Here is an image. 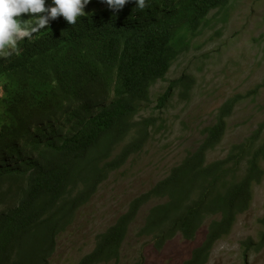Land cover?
Wrapping results in <instances>:
<instances>
[{
  "label": "trees",
  "instance_id": "trees-1",
  "mask_svg": "<svg viewBox=\"0 0 264 264\" xmlns=\"http://www.w3.org/2000/svg\"><path fill=\"white\" fill-rule=\"evenodd\" d=\"M233 1L146 0L142 11L134 2L113 11L91 0L75 25L51 20L0 58V264H51L79 210L149 141L156 119L141 114L153 86L189 52L210 15ZM193 84L185 73L171 80L155 108L164 109L177 88L187 96ZM244 98L227 99L200 144L95 235L93 250L75 264H122L130 236L161 251L178 234L194 241L208 222L204 241L183 263L207 264L264 178V124L223 158L207 161ZM244 244L245 251L258 250L264 232ZM144 263L139 253L127 264Z\"/></svg>",
  "mask_w": 264,
  "mask_h": 264
},
{
  "label": "rangeland",
  "instance_id": "rangeland-1",
  "mask_svg": "<svg viewBox=\"0 0 264 264\" xmlns=\"http://www.w3.org/2000/svg\"><path fill=\"white\" fill-rule=\"evenodd\" d=\"M183 73L194 80L189 94L177 88L166 107L156 109V98ZM234 95L245 98L228 119L225 137L209 152L208 162L223 158L231 144L242 142L264 124V0H235L226 12L210 15L189 52L173 63L165 81L151 89L152 103L141 117L153 116L156 125L143 151L103 182L92 201L79 210L73 225L59 238L51 264H75L91 252L95 235L110 227L135 197L148 191L200 144L204 127L213 124L219 107ZM263 219L264 178L253 187L250 209L215 244L207 264H264V244L248 251L244 244L257 243L264 232ZM141 223L139 216L132 230ZM207 223L194 241L178 234L161 251L150 244L131 247L127 239L123 260L135 262L142 250L144 264H183L204 241Z\"/></svg>",
  "mask_w": 264,
  "mask_h": 264
},
{
  "label": "clouds",
  "instance_id": "clouds-1",
  "mask_svg": "<svg viewBox=\"0 0 264 264\" xmlns=\"http://www.w3.org/2000/svg\"><path fill=\"white\" fill-rule=\"evenodd\" d=\"M90 2L91 0H52L54 6L48 7L46 0H0V58L13 55L21 41L26 38L30 40L34 34L46 29L51 20L63 17L69 25H75L79 17L85 16L84 9ZM101 2L106 3L113 11L122 10L129 2H134L141 11L149 6L146 0H101ZM24 15L32 18L24 20L22 19ZM129 241L131 247L135 244L141 248L149 245L147 240L136 243L131 236ZM139 253L142 254V250ZM127 263L129 262H124L122 256V264Z\"/></svg>",
  "mask_w": 264,
  "mask_h": 264
}]
</instances>
